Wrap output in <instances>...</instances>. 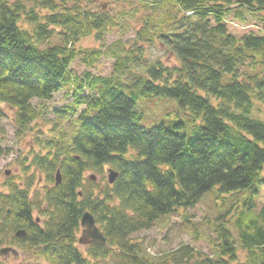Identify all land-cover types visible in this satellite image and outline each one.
Masks as SVG:
<instances>
[{"label":"trees","instance_id":"1","mask_svg":"<svg viewBox=\"0 0 264 264\" xmlns=\"http://www.w3.org/2000/svg\"><path fill=\"white\" fill-rule=\"evenodd\" d=\"M132 23L127 42L77 46ZM155 44L168 62H148L145 47ZM102 58L113 60L109 76L72 73L75 61L91 69ZM61 90L73 100L58 120L82 112L67 132L56 123L36 130L16 159L21 176L0 184V249L29 264H264V206L218 225L213 256L182 245L151 258L132 239L213 187L241 191L264 171V0H0V118L34 133L43 114L33 101ZM139 96L174 99L191 134L177 132L182 122L141 127ZM109 169L118 174L111 185ZM85 211L105 245L82 251Z\"/></svg>","mask_w":264,"mask_h":264},{"label":"rangeland","instance_id":"2","mask_svg":"<svg viewBox=\"0 0 264 264\" xmlns=\"http://www.w3.org/2000/svg\"><path fill=\"white\" fill-rule=\"evenodd\" d=\"M134 27L136 23L122 31L121 29L112 28L111 31L103 36L101 41H97L93 36L80 40L77 46L82 48H99L103 45V49L116 43L118 39L127 42L134 37ZM120 37V38H119ZM145 56L149 61L161 59L168 62L170 58L167 53L158 45L146 46ZM113 60L111 58H102L91 69H86L78 60L71 65L72 73L81 75L88 71L90 74L109 76L112 72ZM65 90L55 93L49 101L33 104L38 107L42 114L36 124L32 125L34 133L17 134L16 128L12 123L11 115L0 118V148L4 155L0 156V184L4 181L6 171L10 175L21 176L16 159L27 154L32 148L31 137L39 136L36 130H43L47 133L53 124H57L56 129L68 131L69 124L78 118L82 112V107L73 114L68 120H58L57 114L65 110V105L73 100L72 92L68 95ZM135 110L142 115L140 126L146 130L159 125L166 128H173L182 122L184 127L176 130L180 134L190 135L192 126L188 122L186 116L177 105L174 99L166 97H143L139 96L135 102ZM72 121V122H71ZM35 147V146H33ZM36 148V147H35ZM92 173H86L89 177ZM107 171L103 173L106 180ZM99 178H95L97 181ZM250 204L254 210H260L264 206V171L261 172L259 178L246 189L232 192L222 193L218 187H213L206 192L200 200L187 209L179 208L177 213L169 214L158 220L150 229L141 231L132 236L134 241L142 243L146 255L156 258L159 255L175 250L182 245H189L196 251L208 256H213L215 241V229L218 225H226L232 227L237 217ZM80 237V231L77 233L76 239ZM80 250H84L86 246L78 245ZM239 249L241 258L242 250ZM33 259L27 255L18 254L15 256H7L6 264H29Z\"/></svg>","mask_w":264,"mask_h":264},{"label":"water","instance_id":"3","mask_svg":"<svg viewBox=\"0 0 264 264\" xmlns=\"http://www.w3.org/2000/svg\"><path fill=\"white\" fill-rule=\"evenodd\" d=\"M4 175H6L7 177L10 175V172L6 171ZM117 175H118L117 172L109 169L108 175H107V183L110 185L113 184ZM91 179H94V177L91 176ZM60 182H61V177H60L59 171H57L55 175V185L60 184ZM79 225L81 228V236L78 238V244L80 245L91 244V245H96V246L105 245V238L101 230L99 229V227H97L94 218L88 211L83 212L80 218ZM15 236L23 238L25 236V232L18 231L15 234ZM9 254L16 255L17 252L15 249H12L10 247L0 249V257L7 256Z\"/></svg>","mask_w":264,"mask_h":264}]
</instances>
